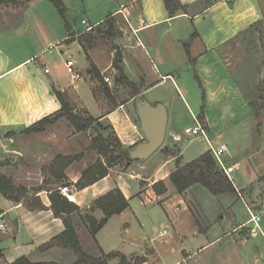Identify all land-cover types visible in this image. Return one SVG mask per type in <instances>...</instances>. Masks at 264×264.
I'll use <instances>...</instances> for the list:
<instances>
[{
  "label": "crops",
  "instance_id": "1",
  "mask_svg": "<svg viewBox=\"0 0 264 264\" xmlns=\"http://www.w3.org/2000/svg\"><path fill=\"white\" fill-rule=\"evenodd\" d=\"M64 2L69 29L54 5L47 0H33L24 5L12 28L0 31L2 175L12 178L19 187H26L27 195L39 197L47 208L51 207L50 194L55 190L61 193L60 189L67 185L75 196L72 203L80 208L74 220L82 246L86 232L96 251L101 255L118 252L129 260L126 264L136 260H142L141 264H162L163 248L175 256L165 264H264V242L251 241L264 236V228L253 235L249 227H243L245 222L232 225L233 220L224 215L219 217L220 224L211 219L214 210L224 212L229 208L233 209L236 219V203H243L247 209V198L240 194L239 197L216 196L200 185L173 195V199L167 194L176 189L171 175L179 166L196 160L185 158L196 140L205 143L200 156L211 152L212 148L227 145L224 161L229 166H238L235 178L242 194L264 179V129L257 139L251 137L250 142L248 136H244L243 127L249 122L251 103L238 82L236 69L224 55L240 37L264 24V0H180L187 11L176 16L170 15L164 0ZM73 9L87 20V25L82 24L83 19L81 21L83 31L77 25L79 17L73 18L70 13ZM108 18L114 20L115 35L108 44L86 52L76 38L78 31L86 32L89 26L93 32L104 30L103 24ZM40 34L44 41L41 49L12 65L9 44L16 42L15 39L26 40ZM55 50L63 58V64L51 68L52 59L47 56L54 55ZM118 51L122 54L124 73L136 85L135 89L117 82L114 61ZM69 59L75 61L81 80H74L67 72L65 63ZM46 69H50L49 74ZM106 78H110V82H106ZM55 91L66 94L73 106L109 127L128 153L146 141L141 107L162 104L168 119L164 143L148 159L136 160L121 170H115L117 166H114L109 176L80 190L76 184L84 171L100 159L97 152L85 151L84 157L66 170L68 179L59 180L50 170L59 156L56 142L41 137L43 141L40 139L37 143L24 134L29 127L61 110ZM202 112L209 138L193 140L186 130L200 121ZM166 149L178 150V157L167 156ZM9 159L12 165L8 164ZM21 159L24 161L18 164ZM153 167L157 168L154 173L151 172ZM159 182H164L169 192L158 195L154 185ZM115 189L122 191L130 207L112 217L94 238L88 230L86 216L103 219L104 213L94 209V203ZM198 190L202 193L197 194ZM25 199L18 203L0 192V217L8 222V231L4 230L7 234H0V245L11 243L18 253H30L18 259L31 258L36 253L46 255L58 249L69 250H40L62 234L65 226L51 210H28L23 204ZM169 206L173 213L167 212ZM134 208L148 215L160 213L161 217L154 223L149 218L138 217ZM199 212L207 227L198 223ZM146 221L152 226L150 237L145 230ZM157 221L168 225L158 228ZM158 230L163 235L157 234ZM109 264H122L121 258Z\"/></svg>",
  "mask_w": 264,
  "mask_h": 264
},
{
  "label": "trees",
  "instance_id": "2",
  "mask_svg": "<svg viewBox=\"0 0 264 264\" xmlns=\"http://www.w3.org/2000/svg\"><path fill=\"white\" fill-rule=\"evenodd\" d=\"M20 1L30 2L33 0H0V3H12L17 4ZM59 11L61 16L64 18L66 27L70 28V23L67 20V7L63 0H47ZM166 8L168 9L171 16H176L179 12H186L187 8L183 6L180 0H164ZM104 30H98L97 32L89 31L80 33L77 36V40L83 46L86 52L88 50L106 45L108 41L115 35L114 20L108 18L104 24ZM123 58L122 54L118 51L114 61V68L118 71L117 82L125 84L135 89V84L131 82L123 69ZM197 81L201 84L200 79L196 75ZM135 91V90H134ZM55 95L61 103V110L55 115L44 118L33 126L29 127L24 131V134H30L38 132L42 127L52 123V118L67 117L74 127L78 131H85L94 128L95 124L108 130L109 127H103L100 122L91 116L89 113H75L73 110V104L71 103L68 96L60 91H55ZM200 122L205 126L204 112L199 115ZM110 130V129H109ZM90 150H95L101 159H99L94 165L87 168L82 178L76 184V187L83 190L89 186L94 185L103 178L111 174V170L117 164L128 165L134 162L129 157V153L123 147L116 133L111 132L108 136L99 134L93 138ZM165 153L167 156L178 157L171 149H166ZM84 155L79 156H62L59 155L50 170L51 175L59 180L68 179L65 172L70 165L74 162L80 161ZM181 159L178 158L180 164ZM171 181L176 187L178 193L183 194L191 187L200 185L204 187L208 192L213 195H233L238 196L239 192L229 180L218 168L217 164L213 159L211 152H207L187 164L186 166H179L178 170L171 175ZM67 186V185H66ZM154 190L158 195L167 193V187L164 182H159L154 185ZM0 192L10 200L15 202H22L20 196H25L27 191L25 188H16L13 181L3 175H0ZM51 207L47 208L39 197H35L32 200L25 199L23 204L30 211H44L51 210L56 218H61L65 231L54 237L48 243L40 247L42 252H46L53 248L69 249L72 250L77 256V260L74 264H108L111 260L120 257L121 261L124 262L126 257L118 252H113L108 255H104L101 258H94L86 254L80 243L79 234L76 230V224L74 221V214L78 213L79 207L74 203L70 202L65 196H63L58 190L53 191L50 196ZM130 207L129 200L124 196L120 189H115L110 193L99 198L94 203V209L101 210L105 217L101 220L96 219L91 215L86 216V224L91 235L96 238V235L107 225L109 220L122 214ZM201 228V226H200ZM0 258H4L3 250L0 248ZM8 264H55V263H32L28 258L22 257L14 263Z\"/></svg>",
  "mask_w": 264,
  "mask_h": 264
},
{
  "label": "rangeland",
  "instance_id": "3",
  "mask_svg": "<svg viewBox=\"0 0 264 264\" xmlns=\"http://www.w3.org/2000/svg\"><path fill=\"white\" fill-rule=\"evenodd\" d=\"M27 3L28 2L26 1H20L17 4L0 3V31L10 29L12 28V25H15L18 22L17 18L20 16V14L22 13V9L24 8V5ZM76 11H77L76 9L75 10L73 9L70 13L73 18L79 17V21H78L79 23L77 25H78V28H80L83 31V28H81V21L83 17L80 16L79 14L80 11H77V12ZM83 20L87 21L86 19H83ZM71 22L73 26L77 27V25L74 24V21H71ZM82 31H78L77 36L80 33L85 32V31L84 32ZM36 34H38L37 31H36ZM15 40L16 42L10 43L8 47V50L12 52L13 54L12 56H10L11 58L10 62L12 63V65L18 63L21 60H24L31 54H34L35 52L40 50L44 42L41 38V34L36 35V36H30L26 40L24 39L23 40L15 39ZM224 55L226 56L228 63L232 65L234 69H236L235 74L238 78V82L240 86L242 87V89L244 90V92L246 93L249 102L251 103V114L249 115L250 119H249L248 124H244V127H243L244 136L245 137L248 136V140L250 142L251 137L254 138L255 136V139H257V137L261 134V131L264 129V114H263L264 112V78H262L263 71H264V24H260V26H256L252 31L240 37L236 42L233 43L232 47H229L226 50ZM47 57L48 58L50 57L52 59L49 62V65L51 66V68L55 65L63 64V58L60 56V54H58V52H56V50L54 51V55L52 56L50 55ZM44 58L45 57H42L41 59H44ZM74 58L77 60L76 56ZM205 100L206 98H204V102ZM73 110L75 113H88L87 111H82L80 109H77L76 106H73ZM97 120L100 122L99 119ZM52 121H53L52 123H49L47 126L42 127L40 131L33 132L30 134H25V136L26 138L32 139L34 142H37V143L40 142V139H42L43 141V138L46 139L48 142H51V140H54L56 142V145L54 144L55 150L58 151L59 155H62V156H66L65 153H68V154L70 153L74 156H79L82 154L84 155L85 151L94 152L95 150H90V142L92 144L91 140H93V138L97 137L99 134L108 136V134L111 133L109 130L110 128L106 130L98 126L97 124H95L94 128L92 129L80 132L74 127V125L71 123V121L67 117H60L58 119L54 117L52 118ZM100 124L103 125V127H107L102 122H100ZM204 144L205 143L200 140L194 141L185 154L186 160L197 159L198 156H200L199 152H202L204 150L203 149L205 147ZM19 145L22 146L21 143H18V146ZM75 145L77 147L74 149ZM172 150L176 154L179 153V151L176 149H172ZM97 155L99 156L98 153ZM91 157H93L92 154H91ZM156 157H157L156 159H158L159 156H156ZM22 160L24 161V159H21V161H19L18 164L22 163ZM151 161H154L155 163V160H151ZM4 162H7V161H4ZM224 162L228 164L226 160ZM8 164L12 165L10 159L8 161ZM116 166L117 167L115 168V170H121L125 166V164L121 166L117 164ZM217 168H218V165H217ZM155 169L157 168L156 167L151 168V172L154 173ZM0 175H2V172H0ZM10 179L13 181L12 178ZM260 180L256 183V185H252L250 186V188H248V190L247 189L244 190V194L241 193V190L239 188L240 193L242 194V197L244 196L245 199L247 198L246 199L247 203L251 205L252 207L257 206L260 202L264 201V179L262 181ZM235 181H236V178H235ZM236 183H238V181H236ZM14 185L16 188H20L15 183ZM238 185L240 187V184ZM23 188L26 189L27 194H28L29 193L28 189L26 187H23ZM167 192H169L168 188H167ZM196 193L201 194L202 192L198 190ZM27 194H25V196H20L21 200L24 197H26L27 200H32L36 197V196L30 197ZM167 194H169L170 198L173 199V195H178L179 193L177 189L174 188V190H171ZM135 206H136V203L133 202V207ZM211 208L212 206L209 207V209ZM136 212L138 213L137 214L138 217L141 215L142 217H144V219L149 218L150 221L154 223L156 222V220H158L161 217L160 213H157V214L155 213L154 215H148V214H145L141 210L139 212L138 211ZM167 212L173 213V209L171 208V206L167 208ZM195 212H197V210ZM233 213L234 212L232 208H229V210L227 211L224 210V212L220 211V209L214 210L212 212L211 219H213V221L216 220V222L220 224L219 217L220 215H224L228 217L229 219L233 220L232 225H235V224H238V222H245L246 224L250 218L249 213L247 209L244 208L243 203H236V208H235L236 219ZM197 221L199 224L201 223L202 227L203 226L207 227V224L203 218V215L200 214L199 219L197 218ZM183 222L185 223V219H183ZM4 223H5V226L8 225V222L6 219L4 220ZM163 225L164 224L161 222L157 223L158 228L163 229L164 228L162 227ZM167 225L168 224L164 226H167ZM263 226H264V222L261 225L262 230L264 228ZM187 227L188 226L185 225L186 229ZM6 229L8 231V228ZM145 230L147 232V236L150 237L149 233L152 230V226L150 222L146 221ZM7 231L0 230V234H3V233L7 234ZM157 234H160L159 230L157 231ZM251 241L264 242V236L259 235L256 238H252ZM0 248L5 250L4 258H0V264L14 263L22 254L23 255L30 254V253H27L26 251L23 253H18L16 250L13 249V246L11 245V243H7V242L4 243L3 245H0ZM82 248L86 254L94 258H101L103 257V254L106 255L105 253H102L101 255V253L95 250L96 248L95 244L91 242V239L89 236L87 237L86 232H84V235H83ZM54 251L55 252H52L46 255L45 254L42 255L41 253H36L33 256H31V258L30 257H27V258L28 259L30 258L31 259L30 261L34 263L35 262H50V263H55V264H74L77 260V256L71 250H59L58 249ZM162 257L164 258L162 264H165L164 262L166 260L169 261L175 256L169 253V249L163 248ZM36 260H39V261H36ZM128 261L129 260L126 258V260L124 262L121 261V263L126 264V262ZM141 262L142 260L140 261L136 260L135 263L130 262V264H141ZM87 264H91V263H87Z\"/></svg>",
  "mask_w": 264,
  "mask_h": 264
},
{
  "label": "built area",
  "instance_id": "4",
  "mask_svg": "<svg viewBox=\"0 0 264 264\" xmlns=\"http://www.w3.org/2000/svg\"><path fill=\"white\" fill-rule=\"evenodd\" d=\"M82 24L87 25V21L85 20L82 21ZM92 29L93 28L89 26L86 29V32L92 31ZM65 65H66L67 72L69 73V75H71V77L74 80L82 79V75L78 71L74 60H70V59L67 60ZM45 72L49 74L50 69H46ZM105 81L110 82V78H106ZM186 133L191 135L193 137V140L202 138V137L206 139L209 138L205 127L200 121H197L194 127L187 129ZM227 152H228L227 145H222L219 148H212L211 154L213 156V159L216 161L219 170L225 176L229 178V180L233 183V185L235 186V188L237 189V191L239 192L241 196L242 194L240 193V190H239L240 187L238 183H236L235 181V174L238 172V166L237 165L229 166L224 162V156ZM60 191H61V194L65 196L70 202L75 201V196L73 195V193H71V190L68 186L66 185L63 186L60 189ZM246 207H247L250 218L247 221V223L243 225V227L245 226L249 227L251 233L253 235H257L258 232L262 231L261 225L264 222V201L260 202L257 206H253V207L247 203ZM1 218L2 217H0V230H6L5 223L4 221H2ZM159 235H163V234L160 233Z\"/></svg>",
  "mask_w": 264,
  "mask_h": 264
},
{
  "label": "water",
  "instance_id": "5",
  "mask_svg": "<svg viewBox=\"0 0 264 264\" xmlns=\"http://www.w3.org/2000/svg\"><path fill=\"white\" fill-rule=\"evenodd\" d=\"M142 129L146 141L129 153V157L136 160H146L159 150L166 137L167 110L162 104L152 107L145 104L140 109Z\"/></svg>",
  "mask_w": 264,
  "mask_h": 264
}]
</instances>
